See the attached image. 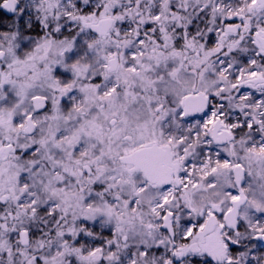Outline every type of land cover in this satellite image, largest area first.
I'll list each match as a JSON object with an SVG mask.
<instances>
[{"label":"snow or ice","instance_id":"6c2138e0","mask_svg":"<svg viewBox=\"0 0 264 264\" xmlns=\"http://www.w3.org/2000/svg\"><path fill=\"white\" fill-rule=\"evenodd\" d=\"M0 264H264V0H0Z\"/></svg>","mask_w":264,"mask_h":264}]
</instances>
